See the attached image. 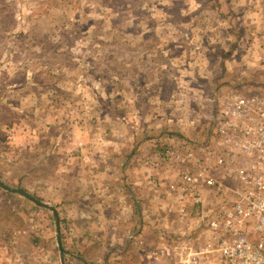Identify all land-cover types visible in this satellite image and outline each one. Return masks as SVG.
<instances>
[{"label":"rangeland","instance_id":"374dc122","mask_svg":"<svg viewBox=\"0 0 264 264\" xmlns=\"http://www.w3.org/2000/svg\"><path fill=\"white\" fill-rule=\"evenodd\" d=\"M238 4L0 0V181L41 202L0 184V264H177L170 249L159 256L152 239L100 221L95 198L108 205V186L86 196L84 179L93 191L113 173L145 172L150 191H180L191 198L181 213L206 223L232 186L235 166L220 171L219 159L236 98L264 95L248 83L264 41L236 22ZM205 166L225 191L184 183ZM161 202H147L150 219ZM173 250L195 264L191 250Z\"/></svg>","mask_w":264,"mask_h":264},{"label":"built area","instance_id":"2783aa9c","mask_svg":"<svg viewBox=\"0 0 264 264\" xmlns=\"http://www.w3.org/2000/svg\"><path fill=\"white\" fill-rule=\"evenodd\" d=\"M231 114L222 130L226 135L219 159L222 167L235 166L230 192L225 191L227 181L216 178L208 166L183 173L182 180L190 187L218 185L226 192L217 209L204 213L210 232L202 246L206 263L264 264V95H238ZM198 195L192 191L193 198L200 199Z\"/></svg>","mask_w":264,"mask_h":264},{"label":"crops","instance_id":"0c3cea01","mask_svg":"<svg viewBox=\"0 0 264 264\" xmlns=\"http://www.w3.org/2000/svg\"><path fill=\"white\" fill-rule=\"evenodd\" d=\"M238 2L240 10H236L238 12L236 22H243L241 19L244 18L245 21L242 25L257 26L255 33L252 35L255 37L258 36L259 41H264V0H236V3ZM241 9L243 11H241ZM225 13L227 15L228 10H225ZM258 45L262 50L261 53H264V47H262V43L259 42ZM256 67L258 68V73L256 76L257 79L253 81L251 79L250 81L252 82L248 83L264 84V64L261 65V63L258 61L256 63ZM132 166L136 167L135 163L131 162L125 168L126 170L131 169ZM219 166L221 171L223 167L220 164ZM83 167L87 168V166L82 165V168ZM113 170H118V168L116 167ZM128 173H130V175L126 177L124 176L123 179L117 177L113 173V176L108 178L107 182L103 181V184L102 181L99 180V183L97 182L94 184L93 191L90 189V187H92L91 179H84V183L86 185V196L95 193H97V195L102 194V192L105 191L104 189H101L102 186H108L107 190L105 191L111 195L110 203H108V205H106L107 202H102L101 198H95L97 201L101 202L98 203L97 206L100 210L96 212L99 220L104 218V222H110L111 228H113L112 231L115 234H130L136 231L138 233L137 236L140 238L143 237V240L147 241L146 243H148V240L152 239L154 242L151 244L152 248L150 250H157L158 254H160V250H164L166 252V249H170L174 254L173 256L176 259V262L178 261L182 263L181 261L184 260V257L175 254L173 249L176 248L179 253L180 250L185 247L187 250H191L190 259L192 257L194 263L198 264L200 259V257H198V249H200L201 246L209 241L210 232L206 229V223L201 226L196 223L197 218H194L196 225L190 223V215L188 212L190 211L189 206L186 208V215L181 213V208L183 205H185V203H190L189 201L191 198L185 195L186 199L183 200L181 198L183 194L180 191L170 192L168 190L166 191L163 187L160 192H158L157 189L155 190V188L153 191H150V189H152L151 184L153 183L148 180L145 172L143 175L142 172H140L138 177H132L131 172ZM149 200H155V202L158 200L162 201L156 205L157 214L156 217H154V220L150 219L149 216V214L153 215L151 214L153 213L151 208H148L147 202H149ZM218 200H221V195L219 196ZM218 204H220V201ZM218 204L215 206H219ZM161 205L163 206V209L161 208ZM167 205L171 206L170 211H167V209L164 208ZM211 205H213V203ZM106 218H108V220ZM198 236H200V238ZM181 242H183V244ZM147 246L148 244H146L145 250H147ZM212 255L213 254L208 255V260L211 259ZM159 256L163 255L160 254ZM202 260H207L205 255L202 256ZM183 263L185 264V260Z\"/></svg>","mask_w":264,"mask_h":264},{"label":"water","instance_id":"95a60500","mask_svg":"<svg viewBox=\"0 0 264 264\" xmlns=\"http://www.w3.org/2000/svg\"><path fill=\"white\" fill-rule=\"evenodd\" d=\"M0 184L3 187H5L6 189L10 190V191L17 192V193H20V194H24L25 196L35 200L36 202L41 203L39 200L35 199L33 196H31L29 193L25 192L24 190L8 187V186L4 185L1 181H0ZM44 205H46L47 207H50L51 209L54 210V208L52 206H49L47 204H44ZM60 246H61V243H60Z\"/></svg>","mask_w":264,"mask_h":264}]
</instances>
